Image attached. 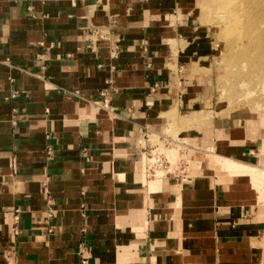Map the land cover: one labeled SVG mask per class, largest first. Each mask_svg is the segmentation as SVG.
Listing matches in <instances>:
<instances>
[{
	"label": "crops",
	"instance_id": "1",
	"mask_svg": "<svg viewBox=\"0 0 264 264\" xmlns=\"http://www.w3.org/2000/svg\"><path fill=\"white\" fill-rule=\"evenodd\" d=\"M163 3L0 0V264H225L250 243L251 184L224 165L249 161L141 170L132 135L175 106Z\"/></svg>",
	"mask_w": 264,
	"mask_h": 264
},
{
	"label": "rangeland",
	"instance_id": "2",
	"mask_svg": "<svg viewBox=\"0 0 264 264\" xmlns=\"http://www.w3.org/2000/svg\"><path fill=\"white\" fill-rule=\"evenodd\" d=\"M215 1L162 0L166 9L156 27L160 26V30L165 31L161 33L162 44L163 49L167 48L166 54L169 57L165 64L170 83L169 94L175 97V106L170 115L160 112L157 114L158 118L147 117L143 123L140 121L148 128V132L144 134L142 127L136 128L132 144L139 149L152 146L156 152H163L165 160L170 162V168H161L149 174L141 160V170L148 182H163L170 176L168 171H180L182 167L187 177L195 174L213 177L220 171L219 162L212 157L213 152L249 161L243 162L244 165L259 173V179L250 178L251 186L248 182L252 195L247 201L254 203L251 211L252 239L250 243L235 247H242L241 252L234 251L222 257L221 263L264 264V61L252 47L247 48V59L237 58L236 64L228 60L231 47L227 45L231 43L220 35L223 25L220 27L215 23L221 14ZM228 1L230 4L233 0ZM239 1L243 4L241 8L246 17L257 13L259 18L262 14L257 11L264 13V0H249L255 7L248 4L249 1L246 3L247 0ZM246 4L249 6L246 7ZM201 7L208 9L204 19ZM237 10L239 9L235 8L228 13L231 16L232 13H241ZM228 13L222 14L227 17L223 18L226 22L230 19ZM259 19L261 22V18ZM224 20L223 23H226ZM167 37H170L172 43L168 44ZM179 51L183 56L177 60ZM191 62L196 67L189 72ZM165 108H168L166 104L162 106V109ZM252 120L257 121L255 136L247 133ZM154 133L187 145H184L185 148L177 143L167 145L162 140L159 141ZM240 135L242 138H239ZM206 166L207 171L202 173ZM232 176L237 179L240 177L237 180L240 181L247 174L239 170L232 173ZM12 257L7 260V264H15V258Z\"/></svg>",
	"mask_w": 264,
	"mask_h": 264
},
{
	"label": "bare ground",
	"instance_id": "3",
	"mask_svg": "<svg viewBox=\"0 0 264 264\" xmlns=\"http://www.w3.org/2000/svg\"><path fill=\"white\" fill-rule=\"evenodd\" d=\"M227 1L228 0H216L215 1L214 4H216L217 7H218V9L221 10V14L220 13H216L217 15L220 14V16H218V17L215 16V15L214 16L217 17L216 20H215V23H218V25L220 27L223 25L222 29L220 30L221 37L226 38L231 43V44H228L227 45V46L231 47L230 57L228 58V60H230V62H232L233 64H236L235 61H236L237 58L247 59V54H248L247 53V51H248L247 48L248 47H252L251 49H254V51H256V54L257 53L260 54L259 56L260 57L262 56L263 61H264V26H263V23H264V13H262L261 11H257V12H259V14H262L261 17H259V18H261V22H260L259 21L260 19L258 18L257 13H256V15H254L252 17H251V15H247V17H246V14L244 15L243 9L241 8V6L243 4L241 5L242 2L240 3L239 0H238L239 1L238 3H236L237 0L236 1L233 0L235 2L233 4H232L233 1L232 2L230 1L231 2L230 4H229V1H228V3H227ZM241 1H244V0H241ZM248 1L249 0H247L245 2L247 3ZM248 4H251L253 7L256 6L253 3H251V2L248 3ZM248 4H246V7L249 6ZM235 8L236 9H239L237 11H239V12L241 11V13H236L234 15L232 13V16L229 15L228 12L229 11L230 12L231 11L233 12V9L235 10ZM256 8H258V7H256ZM256 8H254V9L256 10ZM201 9H202V14H203V19H204L205 16L208 14V9H206L205 7H201ZM247 10H248V8L246 9V11ZM244 11H245V9H244ZM226 12L229 15V16L228 15L227 16L230 17L229 22H228V20L226 22L223 19V18H225V16L222 15V14L223 13L226 14ZM255 12H253V13H255ZM248 16H250V17H248ZM207 18H209V17H207ZM262 19H263V21H262ZM223 20L226 23H223ZM227 23H229L228 26H226ZM260 23H262L261 24L262 27L260 26ZM226 39H225V42H226ZM236 48H237V51H235ZM251 54H253V53H251ZM253 56H252V58H253ZM256 58H257V56H256ZM256 58H254V59H256ZM248 128H249V131L247 132V130H246V132L248 133V135L255 136V134L257 133V130H258L257 129V121H253L252 120L250 122V126H248ZM247 136H246V138H247ZM224 165L232 173H234L236 171H239V170L244 171L247 174V176L246 177H242V179L243 180H246L247 182H249L251 180L250 178L259 179L257 177V176H259V173L258 172H255L252 169H250L249 168L250 166L247 167L245 165H242L241 163H234V162H232V163L225 162ZM255 170H257V169L255 168ZM257 171H259V170H257ZM237 180L238 179H236V181ZM84 259H85V261H87V258L86 257H84Z\"/></svg>",
	"mask_w": 264,
	"mask_h": 264
},
{
	"label": "built area",
	"instance_id": "4",
	"mask_svg": "<svg viewBox=\"0 0 264 264\" xmlns=\"http://www.w3.org/2000/svg\"><path fill=\"white\" fill-rule=\"evenodd\" d=\"M143 131L145 132L144 134H146L148 132V128L145 127ZM154 135L157 136L159 141L162 140L167 145L172 144V143H177L179 144V146L183 148H185L184 145H187L183 142H176L167 137L164 138L163 135L161 134L159 135L157 133H154ZM164 157L165 156L163 155V152H156L155 148H152V146L141 148V160L145 165V168H144L145 171L149 174L154 173L156 170H161V168L162 169L170 168V162L168 160H165ZM176 172H178L179 174H177ZM167 174L172 176L174 179H177V181H179V179L181 178L183 180L187 177L186 176L187 173L183 167L181 168L180 171L171 170V171H168ZM82 254H83L82 251H80V262L81 264H87L88 262L85 261Z\"/></svg>",
	"mask_w": 264,
	"mask_h": 264
}]
</instances>
